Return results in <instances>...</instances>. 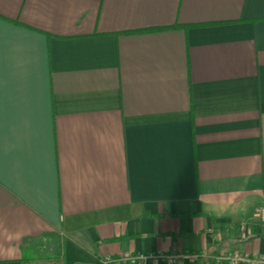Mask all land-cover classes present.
Here are the masks:
<instances>
[{"label": "crops", "instance_id": "1", "mask_svg": "<svg viewBox=\"0 0 264 264\" xmlns=\"http://www.w3.org/2000/svg\"><path fill=\"white\" fill-rule=\"evenodd\" d=\"M262 205L264 0H0V264H264Z\"/></svg>", "mask_w": 264, "mask_h": 264}, {"label": "built area", "instance_id": "2", "mask_svg": "<svg viewBox=\"0 0 264 264\" xmlns=\"http://www.w3.org/2000/svg\"><path fill=\"white\" fill-rule=\"evenodd\" d=\"M254 216L257 220H259L261 223H264V205L259 206L255 209ZM242 259L240 256L236 257V261ZM235 262V260L233 261Z\"/></svg>", "mask_w": 264, "mask_h": 264}]
</instances>
